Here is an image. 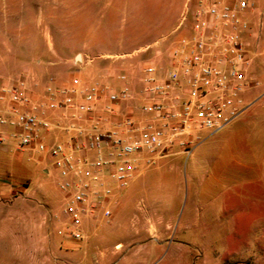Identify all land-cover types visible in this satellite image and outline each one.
I'll list each match as a JSON object with an SVG mask.
<instances>
[{"label":"rangeland","instance_id":"1","mask_svg":"<svg viewBox=\"0 0 264 264\" xmlns=\"http://www.w3.org/2000/svg\"><path fill=\"white\" fill-rule=\"evenodd\" d=\"M165 1L0 0V88L27 77L42 95L49 77L65 85L78 76L82 83L96 80L118 89L124 72L132 97L120 104L119 112L149 118L139 109L146 101L143 69L168 66L176 35L158 39L179 22L168 18L173 15L166 12L174 6ZM249 1L255 8L243 12L251 26L245 37L248 74L260 84L248 98L257 101L228 127L214 133L197 130L190 137V152L171 169L170 188L183 189L184 197L165 247L82 240L64 244L58 233L66 220L64 193L57 176L49 173L44 182L56 205L41 195L18 194L28 180L0 194V264H99L93 256L107 249L118 250V258L101 264H264V0ZM146 44L151 46L141 49ZM32 161L27 153L19 157L23 168ZM155 165L145 164L146 169ZM6 166L0 165V174L11 184L24 178V173L12 172L11 163ZM189 212L197 222L186 227ZM156 250L157 259H132Z\"/></svg>","mask_w":264,"mask_h":264},{"label":"built area","instance_id":"2","mask_svg":"<svg viewBox=\"0 0 264 264\" xmlns=\"http://www.w3.org/2000/svg\"><path fill=\"white\" fill-rule=\"evenodd\" d=\"M254 5L249 0H201L198 9L183 16L179 28L187 31L170 51L171 65L143 69L146 101L139 109L147 119L119 112L120 104L132 97L124 72L119 89L97 81L82 83L77 76L64 86L49 77L42 98L31 95L27 77L0 88V126L12 127L10 132L0 130V146L13 139L19 150L34 147L53 159L58 188L67 197L66 237L83 239L84 216L95 213L113 193L106 176L125 190L139 172V162L152 164L174 146L190 152L195 131L218 132L257 101L256 96L248 98L260 81L248 74L245 37L251 26L243 18ZM53 129L73 135L68 142L48 144L43 136ZM103 214L110 219L111 208L105 207Z\"/></svg>","mask_w":264,"mask_h":264},{"label":"crops","instance_id":"3","mask_svg":"<svg viewBox=\"0 0 264 264\" xmlns=\"http://www.w3.org/2000/svg\"><path fill=\"white\" fill-rule=\"evenodd\" d=\"M201 0H183L165 1L164 5L171 7L174 6L173 11L166 12L173 15L168 17L172 20H178V24L174 25L170 30V33L160 37L159 40H165V37L175 36V40L171 41V49L179 37V35L186 33L187 28H179L180 23L184 15H191L199 7ZM226 2H234V0H222ZM167 17H161V19H168ZM171 36V37H172ZM157 41V42H158ZM151 45H143L141 49H148ZM81 56V55H80ZM81 58V57H80ZM83 60V58H81ZM169 66L172 63L171 56L165 61ZM167 66V67H168ZM166 67V68H167ZM159 70L164 68H159ZM75 77V76H74ZM78 77V76H77ZM73 80V78H72ZM96 80H93V82ZM72 81L65 85H70ZM57 85L64 86L61 82ZM123 83L121 84V86ZM119 89V88H118ZM46 94V88L43 87V94L39 95L38 90H32L31 95L34 98H42ZM51 117L55 118V112L51 113ZM234 123V122H233ZM229 126V125H228ZM226 126V127H228ZM225 127V128H226ZM0 130L10 132L12 127L0 126ZM73 133L63 132L58 129H53L46 132L43 136V140L48 144H51L55 140L68 142ZM27 153L33 160L26 168L21 167L19 157L22 154ZM186 152L178 147L174 146L169 153L156 160L157 165L152 168L146 169V162H139V172L131 182L130 186L125 190H120L116 182L112 185L109 176H106L109 184L113 189V193L109 196H105L102 201V206L93 214L85 215L83 218L82 229L84 237L81 242L90 243H107L112 246L124 247L126 244H157V248L161 250L165 247L168 240V235L173 227L176 226V220L180 208L183 203L184 190L181 188H170L171 169L176 165H179L182 156ZM15 157V158H14ZM8 163L13 166V173H24V178L18 179L17 182L10 183L8 177L0 174V194L7 195L13 192L17 186L23 181L28 180L29 186L22 192L18 191V194L23 196H38L41 195L50 205H56V199L51 195V192L46 188L44 178L46 174L54 173L59 179V172L54 165L53 159L47 154L37 151L34 147H29L23 150H19L16 146V142L13 139H9L7 145L0 146V165L5 166L7 169ZM15 166V167H14ZM23 168V169H22ZM1 173V172H0ZM64 204L62 207L64 213V207L67 202L66 194L63 195ZM105 207H109L112 210L110 219L104 217L103 210ZM190 211V210H189ZM192 212V211H191ZM65 223L58 233L64 238L63 243L74 245L77 240L68 238L65 236V228L68 223V218L64 214ZM196 220L189 212L185 219V226H195ZM107 249V251L101 252L93 256V260L101 264L102 262L115 261L117 252ZM156 252L146 253L144 257H136L132 259L136 260H153L155 255L159 256ZM157 259V258H156ZM125 260V258H123Z\"/></svg>","mask_w":264,"mask_h":264},{"label":"water","instance_id":"4","mask_svg":"<svg viewBox=\"0 0 264 264\" xmlns=\"http://www.w3.org/2000/svg\"><path fill=\"white\" fill-rule=\"evenodd\" d=\"M78 57L80 58L81 56H80V55H78Z\"/></svg>","mask_w":264,"mask_h":264}]
</instances>
